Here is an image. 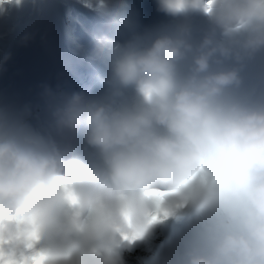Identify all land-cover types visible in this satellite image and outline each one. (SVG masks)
Returning a JSON list of instances; mask_svg holds the SVG:
<instances>
[{"label":"clouds","instance_id":"obj_1","mask_svg":"<svg viewBox=\"0 0 264 264\" xmlns=\"http://www.w3.org/2000/svg\"><path fill=\"white\" fill-rule=\"evenodd\" d=\"M156 3L201 14L210 30L195 46L187 27L149 39L126 0H94L113 28L90 54L107 95L73 93L53 112L58 129L99 149L106 173L0 119V264H123L118 237L185 208L216 221L186 264H264V105L230 98L238 69L225 66L264 49V0Z\"/></svg>","mask_w":264,"mask_h":264},{"label":"bare ground","instance_id":"obj_2","mask_svg":"<svg viewBox=\"0 0 264 264\" xmlns=\"http://www.w3.org/2000/svg\"><path fill=\"white\" fill-rule=\"evenodd\" d=\"M37 1L38 0H34V2ZM64 1L65 9H68L70 11L73 10V6H82L84 4L83 0ZM12 3L13 5H21V2L19 4H16L12 1ZM88 5H91V3L88 2ZM9 8L10 3H7L6 1L0 4V63H2L3 61V55L14 51L16 47V43L12 42L13 34L10 27L8 26L7 16L11 12ZM75 24L77 23L70 20V18L68 19V21H66L65 33L67 34L68 39H70V34H77V30L75 31ZM84 31L85 27L79 24L78 35L83 33ZM81 37L82 36L80 35L78 36V40L80 43L82 42L80 39ZM70 49L83 58H86V56H90L91 54L90 50L88 49V45L85 43H82V48H79L76 43L71 41ZM227 65L231 67L230 60L227 61ZM5 66V64H2L1 69H4ZM35 137H37V135H35ZM27 139L34 142H40L39 139H30L28 138V136ZM215 224L216 221L213 217L207 214L196 213L187 208L180 209L168 215L161 214L151 224V226L158 228L157 231L152 232L148 239L143 238L141 240V246L138 247L137 245L140 242L139 240L142 236L137 238V240L134 239L128 241V243L126 244V247L131 246L130 248H133V250H130V248L128 247L126 249H121V243L119 242L118 250L120 251L122 259L126 261H135L136 259L138 260L139 264H176V262L173 263V261L170 260V255L175 249L173 245L179 242H185L189 247H191L192 252L202 249L205 245L206 238L210 230L215 226ZM150 242H154V249H156V252L148 256L145 254V252L148 250ZM141 259H143L144 262H140Z\"/></svg>","mask_w":264,"mask_h":264},{"label":"rangeland","instance_id":"obj_3","mask_svg":"<svg viewBox=\"0 0 264 264\" xmlns=\"http://www.w3.org/2000/svg\"><path fill=\"white\" fill-rule=\"evenodd\" d=\"M5 0H0V4L2 2H4ZM83 2L86 4L91 3V5L94 4V0H83ZM95 5V4H94ZM73 16V15H72ZM157 227L154 226H150L149 229L147 230V232H145L142 237L140 238V242L138 243V247L141 246V240L143 238L148 239L150 237V235L152 234V232L157 231ZM136 246V247H137ZM154 242H150L149 246H148V250L145 252L146 255L150 256L152 253L154 254L156 252V249H154ZM173 247L175 248L173 253L170 255V260L174 262H176V264L180 263V264H186V261L188 259V256L190 253H192L191 247H189L185 242H179L177 244H174ZM130 250H133L130 249ZM123 260V259H122ZM143 259L140 260V262H142ZM144 262V261H143ZM123 264H139L138 260L135 259L134 260H123Z\"/></svg>","mask_w":264,"mask_h":264}]
</instances>
